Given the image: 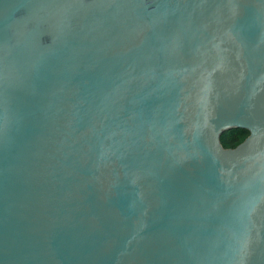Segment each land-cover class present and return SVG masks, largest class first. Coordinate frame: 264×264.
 I'll use <instances>...</instances> for the list:
<instances>
[{
  "label": "water",
  "instance_id": "obj_1",
  "mask_svg": "<svg viewBox=\"0 0 264 264\" xmlns=\"http://www.w3.org/2000/svg\"><path fill=\"white\" fill-rule=\"evenodd\" d=\"M0 264H264V0H0Z\"/></svg>",
  "mask_w": 264,
  "mask_h": 264
},
{
  "label": "trees",
  "instance_id": "obj_2",
  "mask_svg": "<svg viewBox=\"0 0 264 264\" xmlns=\"http://www.w3.org/2000/svg\"><path fill=\"white\" fill-rule=\"evenodd\" d=\"M246 135L247 132L242 129H231L223 132L219 136V141L223 148H232L241 142Z\"/></svg>",
  "mask_w": 264,
  "mask_h": 264
}]
</instances>
